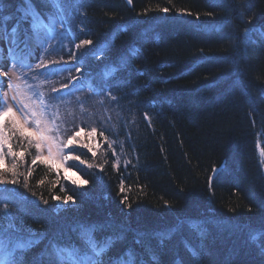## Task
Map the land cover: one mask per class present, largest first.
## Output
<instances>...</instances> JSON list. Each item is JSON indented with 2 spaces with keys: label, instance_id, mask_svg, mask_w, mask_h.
<instances>
[{
  "label": "trees",
  "instance_id": "trees-1",
  "mask_svg": "<svg viewBox=\"0 0 264 264\" xmlns=\"http://www.w3.org/2000/svg\"><path fill=\"white\" fill-rule=\"evenodd\" d=\"M60 4L50 48L72 70L57 80L70 104L104 101L86 114L104 124H72L92 137L70 151L81 184L11 127L0 264H68L59 255L88 246L94 264H264V0ZM60 4L0 0V32L24 53L37 44L30 11Z\"/></svg>",
  "mask_w": 264,
  "mask_h": 264
},
{
  "label": "rangeland",
  "instance_id": "rangeland-1",
  "mask_svg": "<svg viewBox=\"0 0 264 264\" xmlns=\"http://www.w3.org/2000/svg\"><path fill=\"white\" fill-rule=\"evenodd\" d=\"M58 2L60 4V0H53L55 6ZM80 2L66 3L68 13H73ZM62 7L61 5V16L66 12V9L63 10ZM56 8L58 11L60 10L58 7ZM33 23L37 31L38 42H40L34 47V53L37 55L34 59L37 60L36 62L23 63L21 61L18 63L19 58H22L21 55L14 52L17 57L13 58L0 53V143H4L12 126L19 127L26 137L34 141L38 148L36 158L39 161L58 169L68 180L81 184L78 174L69 168L70 162L75 160L70 151H73L71 148L75 144L87 146L92 137L88 131L74 133V128L79 123L77 115L82 116L83 121L81 122L87 123L89 128L96 127V121L104 124V121L93 120V115L91 118L86 116L87 113L93 111L92 106L104 107V101L95 96L89 103V101H85L83 95V102H79V99L75 105L73 102L70 104L69 97H73V95H69L68 89L62 85V81L57 80V77L63 75L61 71L69 75L65 70V65L68 68V64L65 63L62 65L64 67H61L53 63H56V57H53V50L50 48L49 28L41 27L38 21H33ZM44 44L46 47H43ZM55 86L63 88L62 96L53 93L57 89ZM40 92L47 94L49 108L47 106L42 108ZM83 104H85V109L81 107ZM58 118L61 119V122ZM55 119L58 124L57 128L53 123ZM74 123L75 126L72 127ZM99 130H101L100 127ZM9 255L11 252L7 251L3 258Z\"/></svg>",
  "mask_w": 264,
  "mask_h": 264
},
{
  "label": "bare ground",
  "instance_id": "bare-ground-1",
  "mask_svg": "<svg viewBox=\"0 0 264 264\" xmlns=\"http://www.w3.org/2000/svg\"><path fill=\"white\" fill-rule=\"evenodd\" d=\"M151 29H152V27L148 24V25H146V26L144 27L143 30L146 31V32H147V31L149 32V31H151ZM153 29H154L155 31H158V30H159L157 26H154ZM5 34H6V32H5V28H3V30L0 32V37L4 36ZM0 53H4L5 55L9 56L7 53L2 52V50H0ZM9 57H10V56H9ZM258 142H259L258 139H255V140H254V144H255V145H258ZM254 144H253V145H254ZM255 145H254V146H255Z\"/></svg>",
  "mask_w": 264,
  "mask_h": 264
}]
</instances>
